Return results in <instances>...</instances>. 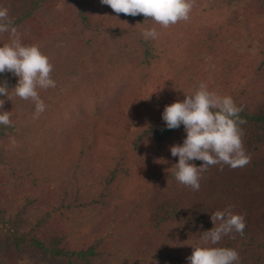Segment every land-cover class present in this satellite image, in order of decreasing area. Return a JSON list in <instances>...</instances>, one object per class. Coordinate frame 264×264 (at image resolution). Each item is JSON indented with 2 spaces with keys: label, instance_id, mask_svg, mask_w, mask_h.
<instances>
[{
  "label": "trees",
  "instance_id": "obj_1",
  "mask_svg": "<svg viewBox=\"0 0 264 264\" xmlns=\"http://www.w3.org/2000/svg\"><path fill=\"white\" fill-rule=\"evenodd\" d=\"M89 1L0 0L22 43L37 45L53 65L56 87L38 89L45 105L79 79L42 130L47 142L37 154L47 160L45 170L69 172L59 193L42 197L34 193L43 177L21 164L22 149L14 146L25 138L15 121L18 104L31 109L35 104L0 96L12 122L0 125V264H189L192 247L200 246L235 249L240 264H264V54L228 92L243 107L239 116L246 123L240 128L250 163L236 169L225 165L222 171L212 166L201 173L200 189L194 191L173 174L179 158L170 148L183 144L184 126L169 130L156 119L131 128L165 28L149 20L159 36L145 40L133 28V22L146 20L143 15L121 13L110 24ZM220 1L227 16L216 29L207 28L211 48L198 29L196 36L208 55L226 57L225 35L235 29L228 34L233 38L252 14L264 17V0ZM219 33L223 36L215 39ZM104 36L119 42L114 56L104 50ZM9 42V33H0V46ZM71 47L75 54H68ZM196 74L203 82V70ZM5 81L11 95L18 77L0 74V84ZM25 190L31 196L19 203ZM225 209L244 216V235L206 245L201 237L214 227L211 214ZM80 220H90L83 230L75 228Z\"/></svg>",
  "mask_w": 264,
  "mask_h": 264
},
{
  "label": "clouds",
  "instance_id": "obj_2",
  "mask_svg": "<svg viewBox=\"0 0 264 264\" xmlns=\"http://www.w3.org/2000/svg\"><path fill=\"white\" fill-rule=\"evenodd\" d=\"M116 14L128 16L143 15L168 28L181 21H187L193 9L194 0H100ZM10 18L8 9L0 6V33H9L10 42L0 46V74L11 73L18 82L9 93L7 82L0 84V96L11 100L12 95L35 104L34 118L46 110L38 89L47 90L56 87L52 79L53 65L35 44H23L20 34ZM145 40L156 39L159 33L155 29L143 32ZM5 99H0V125L11 126L10 113L3 111ZM230 96H221L210 91L201 82L198 90L186 94L183 101L165 106L162 119L167 129L174 130L184 126L186 138L182 145H173L171 155L178 157L174 166L175 179L194 191H199L201 173L210 167L220 165L232 169L247 166L251 157L243 145V130L240 125L246 123ZM193 161H201L197 167ZM166 189V188H165ZM214 227L203 232L201 239L205 244L216 245L224 237L234 234L244 235L246 222L243 215L234 214L230 209L211 214ZM187 257L189 264H240L239 253L235 249L224 247H192Z\"/></svg>",
  "mask_w": 264,
  "mask_h": 264
},
{
  "label": "rangeland",
  "instance_id": "obj_3",
  "mask_svg": "<svg viewBox=\"0 0 264 264\" xmlns=\"http://www.w3.org/2000/svg\"><path fill=\"white\" fill-rule=\"evenodd\" d=\"M89 2L91 8L97 12V16L109 19L110 24L118 22L122 16V14H116L109 6L102 5L100 0ZM226 16L227 10L220 0H194L193 9L187 21H181L165 28L166 34H163L155 44L157 59L152 65L151 76L146 79L142 88L141 95L144 104L136 112L132 129H138L147 121L162 120L165 106L176 101H183L186 94H192L198 90L202 82L199 78L202 75L196 74L198 68L202 69L205 74L203 83L210 91L218 95L228 96L231 89L238 88L242 84L246 67L258 62L264 54V17L252 14L249 20H243L239 25L241 26L244 22L246 25L241 26L233 38L228 34L235 29H229L225 35L227 38L223 42L227 51L230 52H225L226 57L217 53L208 55L207 49H203L202 43L198 42L197 29L204 34L203 40L208 41L211 34L207 28L216 29L224 23ZM150 19L144 20L141 24L133 22V28L142 34L146 29L156 30V26L150 25ZM222 36L223 34L219 33L214 35V38L219 39ZM103 39L107 41V47L104 50H107L110 56H114L119 42L111 43L108 36H104ZM207 45L210 48L212 46L210 41ZM68 50L70 55L76 53L73 47ZM78 82L79 79L71 82L67 88L65 87L61 94L46 106V110L39 118H34L35 106L31 109L24 104H18L15 121L23 130L25 138L20 144L14 146L22 149L19 158L21 164H27L29 168L37 170L38 178L39 175L43 177L36 183L35 196L42 197L50 191L59 193L63 187L62 182L69 175V172L64 170L57 173L51 169L50 171L45 170L47 160L40 158L37 153L42 149L41 144L47 142V135L42 133L43 128L45 130L48 128L47 120L56 113L57 105L65 104L64 97L70 96V90L76 87ZM10 148L13 149V146ZM138 176L140 178L142 173ZM10 189L12 186L8 182L7 190ZM30 193L29 190L22 191L18 196L19 203L23 202L24 197H30ZM89 222L90 220H80L76 222L75 228L83 230ZM18 263L22 264L23 261L19 260Z\"/></svg>",
  "mask_w": 264,
  "mask_h": 264
}]
</instances>
